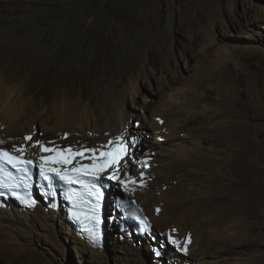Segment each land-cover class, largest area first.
Here are the masks:
<instances>
[{
  "label": "bare ground",
  "instance_id": "obj_1",
  "mask_svg": "<svg viewBox=\"0 0 264 264\" xmlns=\"http://www.w3.org/2000/svg\"><path fill=\"white\" fill-rule=\"evenodd\" d=\"M256 12L257 21L264 18H261L259 9ZM218 15L219 9L210 12L208 26L201 29L203 31L188 35L191 41L205 38L208 45L203 47L202 53L206 56L211 49L217 48L222 50L226 59L233 55V49L223 50L217 43L213 30L215 22L221 19ZM153 52L151 48L147 51L152 61L157 62L158 57ZM170 55L167 54L166 58L169 59ZM146 65L144 54L138 72L125 81L113 82L99 77L93 86L94 90L102 93L97 106L87 103L82 97L70 100L66 95L59 94L47 103V99L41 98L38 93L30 94L23 87V82L18 81L21 78L20 81L24 80L23 74L14 76L12 79L17 80L19 85L4 97L0 96V149H9L21 155L15 152L20 148L23 157L35 158L39 162L41 157L57 150L70 148L72 152H79L80 149H97L95 159L91 158L93 154L89 151L81 157L74 156L77 165L82 167L99 162L105 150L128 142L134 136L136 148L121 162L117 173L121 177L114 188L136 198L159 233L169 239L173 247L184 249L186 245V250L181 253L183 256L180 255L185 256V262L264 264L260 257L264 256V222L258 215L254 217L251 214L254 197L251 192L240 189L245 184L233 175L236 171L233 163L239 157L234 160L236 156L228 143L229 135H233L229 131L237 121L234 115L218 109L205 90L208 85L219 90V97L221 92L228 94L227 89L224 91L231 77L228 70L221 71L217 78L216 74H212L209 77L198 76L192 81L169 83L161 106L152 113L149 127L145 130L141 120L137 121L134 115L126 113L124 99L128 94L138 95L140 78L147 72ZM234 101H238L235 96ZM39 118L44 121L42 133L36 128ZM47 135L51 138L48 139ZM5 142L10 148L3 145ZM110 142L111 146L103 147ZM41 145L56 151H43ZM142 152H150L153 160L146 164L149 171L145 172V179L139 180L141 185L130 191L121 181L132 173L138 176L145 165L139 160ZM109 199L110 196H106L105 200ZM65 233L72 239L70 246L65 242L68 240L64 239ZM36 242L39 246H35ZM113 246L114 257L108 254L112 246L102 253L90 249L58 223L53 215L40 208L32 213L15 207L0 210V250L15 258L21 257L22 261L28 255L38 260L44 247L54 249V255L66 257L68 248L72 247L79 257L90 264L113 263L114 258L118 260L117 264H152L147 249L136 250L119 240Z\"/></svg>",
  "mask_w": 264,
  "mask_h": 264
},
{
  "label": "rangeland",
  "instance_id": "obj_2",
  "mask_svg": "<svg viewBox=\"0 0 264 264\" xmlns=\"http://www.w3.org/2000/svg\"><path fill=\"white\" fill-rule=\"evenodd\" d=\"M217 9V43L223 50L233 49L226 59L217 48L203 54L205 38L189 39L208 26V15ZM257 9L264 17V0H0V96L23 82L30 94L38 93L47 103L59 94L97 106L102 93L93 88L96 80L125 81L138 72L145 54L147 72L140 78L138 95L128 94L124 101L126 113L147 130L169 83L212 74L217 78L226 69L231 76L224 89L228 94L219 97V90L208 85L205 90L218 109L235 116L228 143L234 160L239 157L233 175L245 184L240 189L254 197L251 214L264 222V18L256 20ZM150 48L158 63L148 55ZM21 74L24 80L12 79ZM234 96L238 101L233 102ZM43 123L39 118L40 133ZM3 145L10 148L7 142ZM64 239L70 246L66 233ZM68 251L64 257L44 247L38 260L28 255L22 261L0 250V264H90L72 247ZM108 254L114 257L113 245ZM184 257L178 256V262L185 263ZM114 259L108 264H117Z\"/></svg>",
  "mask_w": 264,
  "mask_h": 264
},
{
  "label": "snow or ice",
  "instance_id": "obj_3",
  "mask_svg": "<svg viewBox=\"0 0 264 264\" xmlns=\"http://www.w3.org/2000/svg\"><path fill=\"white\" fill-rule=\"evenodd\" d=\"M26 139H31L30 137H27ZM135 140L133 139L131 141L132 144H135ZM39 143V142H37ZM112 142H110L109 145L103 146V147H109L111 146ZM41 148L43 149V151H56L55 149H48L45 148L43 145H41ZM22 149L17 148L15 149V152H19L21 153L22 156ZM68 153H71V156H69L68 159L64 160V161H59V163H63V164H70L72 163V157L76 156V155H80L83 156L84 152L83 151H79V152H72V150L69 148L67 150ZM86 151L91 152L92 155V159L96 158V153H97V149H88ZM128 151V147H127V142H121V146L116 150V157L115 159L111 160L110 162L107 160V157L111 155V152H105V153H101V155L105 156V162L101 163L99 165H95V164H90L86 167H73L69 173H61L59 169H57L56 167H51L48 169H45L44 163L45 160H52L51 157L45 158V157H41V173L42 175H44V179L45 180H49L50 177L47 174L48 172L51 173H55L56 175H58L60 177V179L67 181V183L72 184L74 182H80L83 183V180L81 179L82 176H90L92 177L94 180H98L100 179V174L101 172H103L104 170H106L107 167H112L113 168V172H116L118 170L119 167V162L120 159L127 154ZM21 156H17L14 155L12 153H9L6 150H0V173L4 172V168H3V163H8L10 165H12V167L14 168H18V170L20 172H25L26 169L22 166V165H26L31 163V161H25L21 158ZM54 163L56 161H53ZM10 175V174H7ZM109 178H112L111 176ZM129 181L132 183H135V181H131V178L129 177ZM121 183H123V181H121ZM0 187H4V188H9L13 190V195H15V191L14 189L17 187V185L15 184H11V183H5L0 181ZM25 187H27V185H25ZM86 188H88V185H85ZM95 192L97 195H99V189H95ZM77 196L76 193H71L69 194V199L73 201V207L76 208L77 203H86L88 205V212L91 214H95V208L96 206H98L99 201L98 200H93L92 196H91V189H89V195L87 200H84L83 198H81L79 201L75 198ZM29 203H31V201H28ZM73 216L74 218L79 219V216L77 214L76 211L73 212ZM81 223H83V221H81ZM89 231V233L92 232V229H87ZM172 231H175V229H173ZM170 238H171V234H170ZM174 243H177L176 241H173ZM182 250H186V245L185 248Z\"/></svg>",
  "mask_w": 264,
  "mask_h": 264
}]
</instances>
